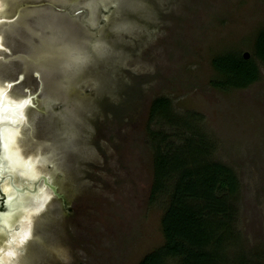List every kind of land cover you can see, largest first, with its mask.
I'll use <instances>...</instances> for the list:
<instances>
[{
  "label": "rangeland",
  "instance_id": "374dc122",
  "mask_svg": "<svg viewBox=\"0 0 264 264\" xmlns=\"http://www.w3.org/2000/svg\"><path fill=\"white\" fill-rule=\"evenodd\" d=\"M0 16V83L19 74L8 96L33 104L16 144L58 192L6 264H264V0H6ZM244 51L258 78L214 86L211 58ZM156 96L168 118L149 117Z\"/></svg>",
  "mask_w": 264,
  "mask_h": 264
},
{
  "label": "snow or ice",
  "instance_id": "6c2138e0",
  "mask_svg": "<svg viewBox=\"0 0 264 264\" xmlns=\"http://www.w3.org/2000/svg\"><path fill=\"white\" fill-rule=\"evenodd\" d=\"M10 87L11 85L0 86V181L7 177L12 188L7 198L0 195V202L8 209L7 212L0 211V264H6L4 259L5 253L8 251L6 245L12 247V254L15 255L23 249L27 241L31 238L32 218H29L28 230L27 233H25L23 217L20 215H13L17 210V205L24 203L27 207H35L38 209L43 206V201L31 199V195H34V193L30 194L29 197H24L16 192L17 187H29L26 181L22 182L20 185L12 183V177L14 175H19L21 169L14 167L5 157L6 145L3 128L17 127V125L12 124L11 119L9 116H6L5 113H9L15 116L17 121H21V116L17 115V113L19 112L22 114L26 108L31 106V97H23L20 99L10 97L8 96V89H10ZM6 98L14 100L15 102L5 104L4 101ZM0 193H2V185H0ZM17 240L19 241L18 245L15 243Z\"/></svg>",
  "mask_w": 264,
  "mask_h": 264
},
{
  "label": "trees",
  "instance_id": "16d2710c",
  "mask_svg": "<svg viewBox=\"0 0 264 264\" xmlns=\"http://www.w3.org/2000/svg\"><path fill=\"white\" fill-rule=\"evenodd\" d=\"M253 54L254 56L264 64V24L256 32L254 41H253ZM212 67L215 69L220 76L214 78L211 82L216 87H243L246 86L251 81L258 78L257 65L253 61V58H244L242 54H234L232 52H225L222 54L215 55L210 60ZM169 99L163 96H156L152 99L149 104L148 114L149 117L156 116L160 118H168L169 116ZM169 121V120H168ZM158 132L159 139H163L162 135ZM164 136V135H163ZM158 139V140H159ZM156 140V141H158ZM164 140V139H163ZM191 142H194V139H190ZM195 142L201 145H208L205 139L203 140L200 137L195 139ZM196 183H185L184 190L185 196L188 195V198L191 199V202L185 209V218L190 219L194 213H197V208L200 206L202 201L199 199L201 197L202 191L195 189ZM199 215H196L201 219ZM220 219H217L216 222H219ZM229 229L228 227H225ZM224 228V230H225Z\"/></svg>",
  "mask_w": 264,
  "mask_h": 264
},
{
  "label": "bare ground",
  "instance_id": "6f19581e",
  "mask_svg": "<svg viewBox=\"0 0 264 264\" xmlns=\"http://www.w3.org/2000/svg\"><path fill=\"white\" fill-rule=\"evenodd\" d=\"M0 22H1V16H0ZM2 47L5 48V45L2 43V36L0 33V49H2ZM6 82H10V81L8 80ZM6 82L3 83V86L8 85V84H6ZM4 102H5V104H10V102L14 103L15 101L6 98ZM5 115L10 116L9 113H5ZM13 117L10 116L11 122H12V124H16V123H13ZM3 133H4L5 145H6L5 157L8 161H10V163L14 167L21 169L20 174L14 175L13 177L17 178V181H19V183L16 182L18 185L21 184L22 182H25V181L29 185V187L23 188V189H25V191L23 190L22 192H17V193L24 196V197H29L30 196L29 192L34 191V189H33V191L30 190L32 188H31V186H30L31 184L29 182L32 178H34L36 176L39 177L40 174L37 175V172H36L37 168L35 167L34 161H31L29 156L22 155L20 153V150L17 149V146H16L17 144H15V142H16L15 141L16 127H4ZM37 182H38V180H36V185L33 187V188H35V191H34L35 193H34V195H31V199H39V200L43 201L46 199V196H47L46 191L47 190L45 191V189H43L42 186H41L42 188L38 187ZM2 187L4 188L3 189L4 191H6V192L10 191L9 186L6 183H2ZM37 211H38V208L27 207V206H25L24 203H22V205L20 204V206L17 205V210H16V212L13 213V215H20L23 217V227L25 228V233H27V230H28L29 218L30 217L32 218V214L37 212ZM15 243H16V245H18L19 241L17 240ZM6 247L8 248V251H6L4 259H5V262L8 263L9 261H12L11 259L15 255L12 254V247L11 246L6 245Z\"/></svg>",
  "mask_w": 264,
  "mask_h": 264
},
{
  "label": "flooded vegetation",
  "instance_id": "af4514ba",
  "mask_svg": "<svg viewBox=\"0 0 264 264\" xmlns=\"http://www.w3.org/2000/svg\"><path fill=\"white\" fill-rule=\"evenodd\" d=\"M18 77H19V74L14 78V80L17 81V82H18V79H19ZM8 80H9V79L2 81V82L0 83V86H3V83H4L5 81H8ZM9 81H11V80H9ZM14 84H15V83H14ZM11 87H12V86H11ZM11 87H10V89L8 90L9 93H10ZM11 97H13V96L11 95ZM23 97H25V96H22V97H21V96H20V97H13V98L19 99V98H23ZM31 102H32V101H31ZM10 103H11V102H10ZM31 106H33V104H31ZM25 111H26V110H24V112H23L22 114H20L19 112L17 113V115L20 114V116H21V121H17V120H16V117H15V116L13 117V116L10 114V116L13 117V123H16V124H14V125H17V127H16V133H17V131H20V130H21V126L24 124V120L27 119V115H26ZM10 116H9V117H10ZM14 118H15V119H14ZM17 122H18V123H17ZM18 124H19V125H18ZM18 126H19V127H18ZM16 133H15V141H16V139H17V137H18V134H19V133H17V135H16ZM15 144H16V142H15ZM16 146H17V149L20 150V147H19L18 145H16ZM40 175H42V174H40ZM40 175H39L38 178H39V180H41V182L43 183L42 179L40 178ZM14 179H15V180H14ZM0 182H1V181H0ZM2 182H3V183H6V184L9 186V190H10V191H7V192H6V191H3L4 188L2 187V193H0V195H3L4 198H7V197L9 196L8 193H10V192L12 191V188H11V186H10V184H9V180H8L7 177H5V178L2 180ZM12 182H13L14 184L18 185L16 182H19V181H17V178L12 177ZM29 183H30V182H29ZM37 183H38V182H37ZM30 184H31V185H30L31 188H33V185L36 184V180L33 181V182L31 181ZM43 184H44V183H43ZM1 185H2V184H1ZM53 185H54V184H53ZM37 186H38V185H37ZM54 186H55V185H54ZM45 187H46L45 190H47V187H48V186L45 185ZM10 188H11V189H10ZM48 188H49V187H48ZM19 189H20V190H18V191H16V192H22L23 190L25 191V189H23L22 187H19ZM49 189H50V188H49ZM30 190H31V189H30ZM47 191H48V190H47ZM7 194H8V195H7ZM43 201H44V200H43ZM4 208H5V207L3 206V203L0 202V209H4ZM6 211H8V209H6L5 212H6Z\"/></svg>",
  "mask_w": 264,
  "mask_h": 264
},
{
  "label": "water",
  "instance_id": "95a60500",
  "mask_svg": "<svg viewBox=\"0 0 264 264\" xmlns=\"http://www.w3.org/2000/svg\"><path fill=\"white\" fill-rule=\"evenodd\" d=\"M8 1V0H7ZM5 2H6V0H0V5H4L5 4ZM5 18H2L1 17V21H3ZM2 43H3V41H2ZM4 47H2V49H3ZM5 49V48H4ZM242 56L244 57V58H248V52L247 51H244L243 53H242ZM6 82V81H5ZM17 81H10V82H6V84H8V85H12L13 83H16ZM25 97H29V96H25ZM40 178L42 179V181H43V183H44V185H46V186H48L54 193H56V194H58V192L56 191V186H54L51 182H49V177L47 176V175H45V174H43L42 173V175H40ZM13 183V182H12ZM17 183H19V182H17ZM14 184V183H13ZM36 184H34L33 185V187L35 186ZM19 190V187H17L16 188V191H18ZM4 206V205H3ZM7 208H4V209H0V211H5ZM32 216H33V214H32Z\"/></svg>",
  "mask_w": 264,
  "mask_h": 264
}]
</instances>
